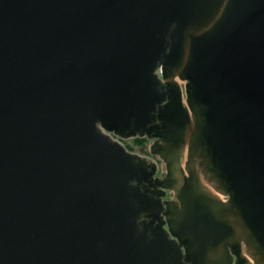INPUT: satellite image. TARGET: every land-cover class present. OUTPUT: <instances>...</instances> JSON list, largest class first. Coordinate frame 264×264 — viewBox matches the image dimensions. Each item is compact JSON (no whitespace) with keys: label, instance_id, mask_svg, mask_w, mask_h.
<instances>
[{"label":"water","instance_id":"obj_1","mask_svg":"<svg viewBox=\"0 0 264 264\" xmlns=\"http://www.w3.org/2000/svg\"><path fill=\"white\" fill-rule=\"evenodd\" d=\"M0 264H264V0H0Z\"/></svg>","mask_w":264,"mask_h":264},{"label":"rangeland","instance_id":"obj_2","mask_svg":"<svg viewBox=\"0 0 264 264\" xmlns=\"http://www.w3.org/2000/svg\"><path fill=\"white\" fill-rule=\"evenodd\" d=\"M180 82L182 83V85H184V82H182V81H180ZM124 143L126 145L130 146V150L138 152L141 155H143L144 157H146L152 161H156L158 164V167H159L158 175H163L164 172H166L165 162L159 156H157L151 152L152 141L149 138H147V140L144 144L135 143L134 138L126 139V140H124ZM172 192L174 195V191H172ZM172 192H171V194H172ZM222 198H223V196H222Z\"/></svg>","mask_w":264,"mask_h":264},{"label":"trees","instance_id":"obj_3","mask_svg":"<svg viewBox=\"0 0 264 264\" xmlns=\"http://www.w3.org/2000/svg\"><path fill=\"white\" fill-rule=\"evenodd\" d=\"M147 140V137H136L134 138L135 143L138 144H144ZM127 147L130 149V146L127 145Z\"/></svg>","mask_w":264,"mask_h":264},{"label":"flooded vegetation","instance_id":"obj_4","mask_svg":"<svg viewBox=\"0 0 264 264\" xmlns=\"http://www.w3.org/2000/svg\"><path fill=\"white\" fill-rule=\"evenodd\" d=\"M152 142L154 141V139H150ZM158 156V155H157ZM165 174H166V172H164V174L163 175H160L161 177H163V176H165ZM171 192H172V190H167V195H166V197H168V198H170V197H172L173 196V192H172V194H171Z\"/></svg>","mask_w":264,"mask_h":264},{"label":"bare ground","instance_id":"obj_5","mask_svg":"<svg viewBox=\"0 0 264 264\" xmlns=\"http://www.w3.org/2000/svg\"><path fill=\"white\" fill-rule=\"evenodd\" d=\"M211 190L214 192V193H217L213 188H211ZM224 199V198H223Z\"/></svg>","mask_w":264,"mask_h":264},{"label":"built area","instance_id":"obj_6","mask_svg":"<svg viewBox=\"0 0 264 264\" xmlns=\"http://www.w3.org/2000/svg\"><path fill=\"white\" fill-rule=\"evenodd\" d=\"M122 141L124 142V140H122ZM223 198H224V199H226V197H225V196H223Z\"/></svg>","mask_w":264,"mask_h":264}]
</instances>
